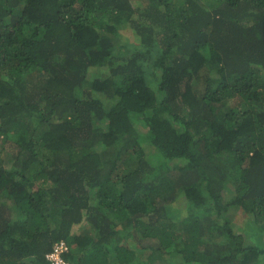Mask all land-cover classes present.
<instances>
[{
    "label": "trees",
    "instance_id": "16d2710c",
    "mask_svg": "<svg viewBox=\"0 0 264 264\" xmlns=\"http://www.w3.org/2000/svg\"><path fill=\"white\" fill-rule=\"evenodd\" d=\"M231 206L264 239V0H0V264H264Z\"/></svg>",
    "mask_w": 264,
    "mask_h": 264
},
{
    "label": "rangeland",
    "instance_id": "374dc122",
    "mask_svg": "<svg viewBox=\"0 0 264 264\" xmlns=\"http://www.w3.org/2000/svg\"><path fill=\"white\" fill-rule=\"evenodd\" d=\"M124 36L128 38V40H133V35L129 31L123 32ZM226 184H228V187L232 186V182L230 179H227ZM227 217L231 220V222L235 225V227L238 229V231H241V229H248L251 232L253 240H259L260 242H264V239L262 238V234L259 233L257 229H253V217L249 214H246L243 209L235 206H231L229 209V212L227 214ZM252 225V226H251ZM240 227V228H239ZM243 227V228H242ZM77 231V229L75 230ZM264 237V234H263ZM263 244V243H262ZM142 260L140 264H142Z\"/></svg>",
    "mask_w": 264,
    "mask_h": 264
},
{
    "label": "clouds",
    "instance_id": "9594fccd",
    "mask_svg": "<svg viewBox=\"0 0 264 264\" xmlns=\"http://www.w3.org/2000/svg\"><path fill=\"white\" fill-rule=\"evenodd\" d=\"M125 31V30H124ZM123 31V32H124ZM134 37V36H133ZM134 40V39H133ZM131 40V41H133ZM60 243H63L65 248L63 250H60V251H57L56 252V249L55 247L60 244ZM53 250L51 252H49L47 254V258L49 259L48 261L51 263V264H70V261L69 260H66L63 255L65 253H67L69 251V245L68 243L65 241V240H61L59 242H56L55 245L53 246ZM53 256L55 257H58V259L55 261Z\"/></svg>",
    "mask_w": 264,
    "mask_h": 264
},
{
    "label": "built area",
    "instance_id": "2783aa9c",
    "mask_svg": "<svg viewBox=\"0 0 264 264\" xmlns=\"http://www.w3.org/2000/svg\"><path fill=\"white\" fill-rule=\"evenodd\" d=\"M64 248H65V246H64L63 243H60V244H58V245L55 247L56 252H57V251H60V250H63ZM53 258H54L55 261L58 259V257H55V256H53Z\"/></svg>",
    "mask_w": 264,
    "mask_h": 264
}]
</instances>
